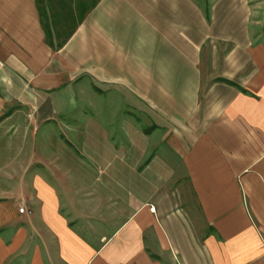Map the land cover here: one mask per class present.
Returning a JSON list of instances; mask_svg holds the SVG:
<instances>
[{
    "label": "crops",
    "instance_id": "1",
    "mask_svg": "<svg viewBox=\"0 0 264 264\" xmlns=\"http://www.w3.org/2000/svg\"><path fill=\"white\" fill-rule=\"evenodd\" d=\"M257 4L98 0L53 48L0 0V264H264Z\"/></svg>",
    "mask_w": 264,
    "mask_h": 264
},
{
    "label": "rangeland",
    "instance_id": "2",
    "mask_svg": "<svg viewBox=\"0 0 264 264\" xmlns=\"http://www.w3.org/2000/svg\"><path fill=\"white\" fill-rule=\"evenodd\" d=\"M98 0H36L39 11L41 12L40 18L42 23H48L53 31L52 41L54 44H58L76 25L81 16L85 11H89V8ZM256 3V0H253ZM260 4V5H259ZM255 6L256 11L259 10L260 18L264 20V0H261V3ZM229 81V80H228ZM78 103H95L103 98L102 96H92L88 98L86 95H78ZM110 99V100H109ZM97 100V101H96ZM106 100L109 102L114 101V97L107 96ZM83 113H77L79 119H86L82 117ZM91 115L89 112L86 113V116ZM132 118L137 119H146L145 116L140 113L131 112L130 110L125 109L124 111L118 112L116 114L114 109H105L92 112V118L99 120H116L121 118ZM81 136V135H80ZM77 136L78 138L80 137ZM186 198L190 202V212L193 214V219L199 220V213L197 209V204L192 196H190L189 191L186 193ZM187 200V202H188Z\"/></svg>",
    "mask_w": 264,
    "mask_h": 264
},
{
    "label": "trees",
    "instance_id": "3",
    "mask_svg": "<svg viewBox=\"0 0 264 264\" xmlns=\"http://www.w3.org/2000/svg\"><path fill=\"white\" fill-rule=\"evenodd\" d=\"M96 3L97 2H95L90 8H89V10L91 9V8H93L95 5H96ZM38 7V6H37ZM38 10H39V8H38ZM88 11H85V12H83L82 14H81V16H80V18H79V20H78V22H77V25L83 20V18L85 17V15H86V13H87ZM41 14V12L39 11V15ZM41 19V18H40ZM41 23H42V20H41ZM77 25L58 43V44H54V42L52 41V38H53V31H52V29H51V27H50V25L46 22L45 24L44 23H42V26H43V30H44V33H45V39H46V41H47V43L51 46V47H53V48H59L60 46H62L63 45V43L67 40V38L73 33V31L75 30V28L77 27ZM221 80H223V79H221ZM224 82H227V83H229V84H232V85H234V86H236V87H238L239 88V90L241 91V92H243V93H245V94H248V95H250V96H254L252 93H250L249 91H247L246 89H244V88H242V87H240V86H238L236 83H234V82H232V81H228V80H223Z\"/></svg>",
    "mask_w": 264,
    "mask_h": 264
},
{
    "label": "built area",
    "instance_id": "4",
    "mask_svg": "<svg viewBox=\"0 0 264 264\" xmlns=\"http://www.w3.org/2000/svg\"><path fill=\"white\" fill-rule=\"evenodd\" d=\"M18 210L20 213H23L25 211V208L23 206H20Z\"/></svg>",
    "mask_w": 264,
    "mask_h": 264
}]
</instances>
